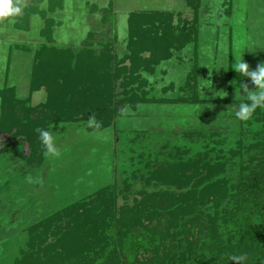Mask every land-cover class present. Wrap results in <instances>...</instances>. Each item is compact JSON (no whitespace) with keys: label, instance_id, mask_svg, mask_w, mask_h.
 I'll return each instance as SVG.
<instances>
[{"label":"trees","instance_id":"16d2710c","mask_svg":"<svg viewBox=\"0 0 264 264\" xmlns=\"http://www.w3.org/2000/svg\"><path fill=\"white\" fill-rule=\"evenodd\" d=\"M25 1L28 4L20 0L23 16L16 18L13 26L27 32L32 16L43 21L39 33L45 41L35 48L23 47L33 54L29 92L44 86L47 99L32 107L29 99L15 97L14 87L1 88L0 133L27 143L28 166L43 163L47 149L40 130H47L50 123L94 117L107 127L119 113L118 106H125L131 96L133 105L156 102L135 92L141 68L151 67L152 72L160 60L170 58L171 49H182L197 32L193 26H174L167 12L131 13L130 54L118 60L109 43L100 44L102 49L97 50L87 40L76 47L52 42L60 22L53 14L63 9V0ZM186 2L194 8L199 5V0ZM146 51L151 55L143 59ZM125 60L130 64H124ZM196 69L195 65L184 85L190 95L170 102L237 105L239 99H201ZM117 87L121 98L116 95ZM36 110L49 113L36 117ZM252 122L264 125V107L257 108L251 119L241 121L244 125L232 148L223 147L218 154L209 138L212 135L225 144L220 131L209 136L200 131L185 133L183 145L169 158L172 163L167 161L164 167L159 163L155 178H147L146 183L157 181L151 192L138 191L140 198L134 197L128 204V193L106 187L86 201L68 204L28 227L26 248L11 264H238L230 258L239 255L247 257L245 264H264V133L254 130ZM198 144L202 148L197 150ZM6 147L0 145V154ZM119 196H123L122 204ZM229 200L233 204L225 206ZM200 207L208 212L202 213ZM153 217L165 220L163 232L147 229ZM171 230L183 235L186 245L181 251L176 242L167 243Z\"/></svg>","mask_w":264,"mask_h":264},{"label":"rangeland","instance_id":"374dc122","mask_svg":"<svg viewBox=\"0 0 264 264\" xmlns=\"http://www.w3.org/2000/svg\"><path fill=\"white\" fill-rule=\"evenodd\" d=\"M63 4V9L53 14L60 22L55 26L52 42L76 47L87 40L100 50V44L109 43L118 60L130 54L128 17L131 13L167 12L174 26H193L197 32L194 40L182 49H171L170 58L160 60L152 72L151 67L141 68L135 92L156 102L133 105L135 98L129 94L131 100L125 106H118L119 113L107 127L100 122L99 128L90 127L89 119L84 118L50 123L47 130L54 136L59 156H52L46 150L41 165L28 166L27 143L19 139L12 141L8 134L0 133V145H7L0 154V264H11L21 255L31 224L70 203L86 201L106 187L128 193V204L134 197L140 198L138 191L151 192L157 181L146 183L147 178H155L159 163L163 167L167 161L172 163L169 158L183 145L181 138L185 133L200 131L209 136L220 131L225 144H219L212 135L209 138L216 154L223 147L232 148L233 139L244 125L233 115V105H193L169 100L186 99L190 95L184 85L195 65L196 88L201 99L204 83H211L214 91L227 93L218 97L220 100L240 99L239 91L244 94L241 84H248L250 91L256 86L250 77L234 69L236 61L242 59L249 71L264 64V0H199L197 8L186 0H63ZM45 6L44 1L41 7ZM42 23L40 17L32 16L27 32L7 21L0 23V89L14 87L15 97L29 99L32 107L46 102L47 90L43 86L30 94L33 54L25 51L23 45L35 48L45 41L39 33ZM150 55L146 51L141 57L146 59ZM124 64L130 63L125 60ZM120 90L117 87L116 95L121 98ZM204 92L210 99L217 98L207 85ZM46 111L36 110L34 114L46 116L49 113ZM252 128L264 133V125L252 122ZM196 146L197 150L199 146L202 148ZM122 199L119 196V204L123 203ZM232 204L229 200L225 206ZM200 208L202 213L208 212L205 207ZM165 223L153 217L147 229L163 232ZM171 231L167 243L176 242L181 251L186 245L181 239L183 235Z\"/></svg>","mask_w":264,"mask_h":264},{"label":"clouds","instance_id":"9594fccd","mask_svg":"<svg viewBox=\"0 0 264 264\" xmlns=\"http://www.w3.org/2000/svg\"><path fill=\"white\" fill-rule=\"evenodd\" d=\"M23 16V9L20 0H0V21H7L9 23H15L16 18ZM234 69L243 76L250 77L251 82L256 86L255 90L250 91L248 84L244 83L240 85L243 89L241 94L239 91V101L237 105L233 106L232 113L238 121H247L252 118L256 109L264 107V64L258 66L257 70L249 71L247 63L242 59L236 61ZM208 86L212 96L225 97L226 92L214 91L211 83H204L201 85V95L203 99H210L205 96V86ZM89 126L99 128V122L95 121L94 117H90ZM40 139L43 145L46 146L47 152L52 156H59L60 153L55 147V139L53 134L48 130H40ZM247 257L244 255L232 256L230 260L238 262V264H245Z\"/></svg>","mask_w":264,"mask_h":264}]
</instances>
